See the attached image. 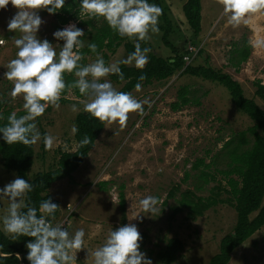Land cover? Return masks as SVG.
Returning <instances> with one entry per match:
<instances>
[{"label":"rangeland","instance_id":"374dc122","mask_svg":"<svg viewBox=\"0 0 264 264\" xmlns=\"http://www.w3.org/2000/svg\"><path fill=\"white\" fill-rule=\"evenodd\" d=\"M161 1L173 23L170 39L179 49L182 59L189 52V46L202 49L203 54L197 53L190 62H202L207 56L208 63L230 73L240 82L244 94L253 97L264 108V99L255 94L256 86L253 83L255 79L264 82V48L252 47L248 59L241 63L238 70L227 63L232 42L239 40L241 44L243 38L249 41L264 39V15L253 17L247 26L233 28L227 23L217 0H201L202 26L199 34L194 35L182 11L184 0ZM17 11L11 4L7 9L0 10V39L6 41L0 47V100L11 113L24 110L22 97L11 98L13 85L4 78L7 71L5 66L16 57L18 51L14 38H19L20 33L7 30L8 21ZM38 14L45 21L37 34L38 38H46L54 45L58 43L62 46L64 42L56 41L53 33L69 23H75L81 29L91 27L83 22L89 17L82 11L77 18L64 24H60L56 15L46 10ZM102 21L103 18L92 19L95 25ZM161 23L159 17V32L149 33L151 39L140 43L156 54L171 56L173 52L161 40ZM124 41L135 44L134 39L125 37L113 51L103 48L99 52L106 64L130 55L125 50ZM59 45H56L57 49ZM95 59L96 54L86 55L87 64ZM107 79L117 89L122 84L113 81L110 76ZM183 84L189 87L191 98L199 102L173 110L170 102L176 99L177 90ZM130 93L139 100H151L152 107L149 109L145 105L146 114L142 117L136 113L130 114L124 129L115 123L105 124L85 162L72 172L73 180L63 177L49 187V191L58 199V213L63 215L71 210L67 227L69 232L74 233L79 228L85 230L86 249L77 253V264H94V258L88 257L87 250L94 252L104 243L110 230L128 223L137 225L143 237L141 251L153 264H207L209 257L217 251L220 238L231 230L236 218L233 205L225 199L229 193L223 189L227 185L219 169L227 167V150L238 141V132L251 125L253 120L235 107L225 86L184 73L182 68L166 78L143 84L140 91L134 88ZM65 96L70 99L60 100L59 110L49 106L44 115L35 121L40 133L44 129L45 134H52L56 141L51 150L42 148L41 141L33 145V162L27 170L29 178L37 171L54 167L59 151L70 150L77 145L71 130L77 112L71 111V105L77 104L82 110L80 102L86 98L76 97L72 91ZM228 138H232V143L223 146ZM247 138L249 144L253 136L247 133ZM198 157L206 162L212 161L207 170L214 174L215 179L206 181L199 175L203 165L192 167ZM16 177L14 170L3 165L0 155V188ZM217 183L220 189H217L219 194L216 195L224 198L223 201H218L196 217L189 215L185 207L174 211L186 189L206 196L216 193L212 186ZM120 191L125 196V209L120 205ZM148 195L160 199V213L151 215L140 208L139 200ZM8 206L7 198L0 199V218L7 213ZM136 215L139 216L134 218ZM172 236L182 240L183 249L175 261L166 263L157 258L156 252ZM26 253L27 249L23 254ZM227 264H264V224L233 250Z\"/></svg>","mask_w":264,"mask_h":264},{"label":"clouds","instance_id":"9594fccd","mask_svg":"<svg viewBox=\"0 0 264 264\" xmlns=\"http://www.w3.org/2000/svg\"><path fill=\"white\" fill-rule=\"evenodd\" d=\"M65 3L66 0H0V10L7 9L9 4L18 10L7 24L9 32L20 33L19 38L13 36L18 51L16 57L5 66L7 71L4 78L13 85L11 98L22 97L26 112L19 117L15 112L11 113L7 117V124L0 127L2 138L8 145L22 143L32 146L42 140L45 150H51L56 138L50 133L42 136L35 121L44 115L49 106L59 110L62 95L72 89H78L86 98L80 102L84 112L101 123L118 124L121 129L127 127L130 114L136 113L142 117L146 114L145 105L149 109L152 107L151 100H139L130 92L118 90L107 77L117 75L122 81L124 74L121 64L134 63L138 69L148 64V53L152 50L142 48L140 42L149 41V33L159 32V17L163 9L148 0H81L83 14L90 19L103 18L120 37L135 40L134 52L126 59L110 64H106L99 54L97 44L89 43L87 47L96 53V59L82 64L84 55L81 49L85 47V42L81 38L85 31L75 23H69L53 33L56 41L64 42L62 46L58 43L54 45L46 38L41 40L37 35L45 23L38 13L46 10L49 14H56L64 8ZM217 3L222 6L227 23L233 28L247 26L253 17L264 15V0H217ZM5 43L0 39V47ZM249 43L254 48H264V39L250 40ZM56 45H59V49ZM68 74L76 78L71 83L66 81ZM145 79L144 75L139 77L140 81ZM135 88L140 91L142 84L138 82ZM71 111L76 113L80 108L72 104ZM71 130L76 133L78 128L74 124ZM89 144L91 139L85 135L80 146ZM32 191L33 185L20 177L0 188V199L7 198L9 201L7 213L0 218L3 233L13 241L21 236L32 238L25 245L28 250L26 259L30 264H77V253L86 249L85 230L79 228L70 233L67 227H63L67 221L52 223L60 206L50 198L39 204L41 215H38L37 208L26 202V197ZM160 203V199L153 195L139 200L143 212L151 215L161 212ZM142 240L136 224H124L110 230L104 243L94 252L87 250L88 257L94 258V264H153L141 251ZM17 257L21 259L19 254ZM0 258L9 257L0 252Z\"/></svg>","mask_w":264,"mask_h":264},{"label":"trees","instance_id":"16d2710c","mask_svg":"<svg viewBox=\"0 0 264 264\" xmlns=\"http://www.w3.org/2000/svg\"><path fill=\"white\" fill-rule=\"evenodd\" d=\"M148 2L157 4L163 9V14L160 16L162 19L160 24L162 30L161 40L165 46L171 49L173 54L171 56H162L151 51L148 53L149 62L143 69L136 68L135 64H121L120 68L124 74V80L121 81L117 75H110L113 81L122 82L118 90L130 92L138 82L143 85L150 83L154 79H163L173 74L176 69L182 68L184 73L225 86L235 107L246 113L253 120L251 125L238 132V141L228 147L227 150L229 159L227 167L219 169L227 185V187L222 188L229 193L225 199L233 205L236 218L231 230L220 238L218 249L209 257L207 264H227L233 250L264 224V203H262L264 194V108L253 97H248L244 94L242 85L230 73L215 68L208 63L207 56L202 62L185 63L179 49L170 39L173 23L162 1L148 0ZM80 3L77 0H66L64 8L55 14L58 22L64 24L73 20V18H77L76 16L81 11ZM201 8V0H184L182 3L185 21L192 29L194 35H198L201 30ZM83 22L91 27L83 29L85 35L81 39L84 40L85 47L81 49L84 55V59L81 61L82 64H87L86 55L96 54L88 49L87 45L89 43L97 44L98 52L103 48L113 51L125 40V37H120L114 32L104 19L98 25H95L90 18L83 20ZM238 41L232 42L227 57V63L234 67L235 70H238L241 63L248 59L252 48L249 39L243 38V43L241 44ZM123 45L127 53L131 54L134 52V43L124 41ZM141 47L144 48L145 46ZM197 53L202 55L203 50L199 48ZM141 75L146 76L144 81L139 80ZM75 79L72 74L66 75V81L69 83ZM253 83L256 86L255 94L264 99V82L260 79H255ZM71 91L76 97H82L78 89H72ZM68 92L66 91L62 95L61 101L70 99L65 96ZM189 92V87L186 84L181 85L177 90L176 99L170 102V108L178 110L183 105L199 102L198 99L191 98ZM24 112L25 110H21L16 113L17 117L22 116ZM9 115H11V111L5 108L3 100H0V116H3V119H0V127L7 124ZM74 124L78 128V131L74 133L77 141L76 147L72 150L59 151L54 167L37 171L31 178L27 176V170L33 162L34 146H25L22 143L8 145L2 138L3 134L0 133V155L3 165L8 169L14 170L17 177L28 180L33 185V191L26 197V202L37 208L38 215H41L39 204L48 198L59 205L58 199L49 191V187L53 182L63 177L73 180L72 172L87 157L105 125V123H101L91 117L90 114L84 112L83 109L75 114ZM45 133V130L41 129L42 136ZM247 133L253 136L249 144H247ZM85 135L90 137L91 144L81 147L80 141ZM230 143H232V138L226 139L223 146L230 145ZM245 144L247 146L242 147ZM40 146L44 148L42 140ZM211 163L212 161L210 162V160L206 162L202 157H198L193 161L192 167L199 168L200 165H203L199 175L208 181L215 179L214 174L207 170ZM214 188L216 193H210L206 196L197 195L186 189L178 199V204L175 206L174 211H180L185 207L188 214L192 217L202 214L207 208L218 201L224 200L222 197H217L219 194L217 189H220L218 183L212 186V190ZM119 195L121 208L125 209V196L122 191L119 192ZM58 210L59 208L55 216L58 214ZM31 239L30 237L21 236L13 241L10 236H6L0 229V252L5 253L9 257L8 259L0 258V264H21L16 253L22 254L27 249L25 247L26 243ZM182 249V240L179 237L172 236L167 238L164 246L156 252V256L166 263H171L175 261Z\"/></svg>","mask_w":264,"mask_h":264},{"label":"built area","instance_id":"2783aa9c","mask_svg":"<svg viewBox=\"0 0 264 264\" xmlns=\"http://www.w3.org/2000/svg\"><path fill=\"white\" fill-rule=\"evenodd\" d=\"M188 53H185L183 55V59L185 60L186 63H189L193 58L194 56L197 54L198 52V48H195L194 46H189L188 48ZM71 210H69L67 213L61 215V214H57L55 217V221H51L52 223H64L65 221H67V223H65L63 225V227H68V217H69V214H70ZM24 253V252H23ZM20 254V253H16V254H19V256L21 257V259H19L20 263L21 264H30V262L26 259V256H27V253H28V250H27V253L26 254Z\"/></svg>","mask_w":264,"mask_h":264},{"label":"crops","instance_id":"0c3cea01","mask_svg":"<svg viewBox=\"0 0 264 264\" xmlns=\"http://www.w3.org/2000/svg\"><path fill=\"white\" fill-rule=\"evenodd\" d=\"M74 148H75V145H74V147H73L72 149H74ZM72 149H70V150H72ZM87 156H88V155H87ZM85 159H86V158H85ZM85 159H84V160H85ZM84 162H85V161H84Z\"/></svg>","mask_w":264,"mask_h":264},{"label":"water","instance_id":"95a60500","mask_svg":"<svg viewBox=\"0 0 264 264\" xmlns=\"http://www.w3.org/2000/svg\"><path fill=\"white\" fill-rule=\"evenodd\" d=\"M21 261V260H20Z\"/></svg>","mask_w":264,"mask_h":264}]
</instances>
